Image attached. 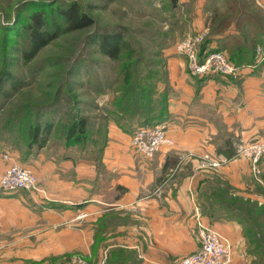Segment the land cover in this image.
Segmentation results:
<instances>
[{
    "label": "crops",
    "instance_id": "obj_1",
    "mask_svg": "<svg viewBox=\"0 0 264 264\" xmlns=\"http://www.w3.org/2000/svg\"><path fill=\"white\" fill-rule=\"evenodd\" d=\"M252 2L264 10V0ZM190 26L208 30L206 13L197 11ZM245 32L254 30L246 26ZM216 46L214 39L209 47ZM170 53L163 64L170 90L164 123L174 146L144 157L132 148L131 135L110 122L100 162L54 149L51 139L33 150L25 166L41 191H0V254L7 252L11 264L69 253L105 263L109 253L119 251L132 256L125 264H174L198 248V220L232 246L242 240L239 225L237 237L235 223L212 221L205 214L208 175L199 160L206 152L218 157V170L241 194L264 201V157L259 178L247 159H226L241 143L264 141V59L257 55L232 79L216 73L191 76L184 57ZM2 151L0 174L15 159L14 154L4 159ZM99 227L104 240L92 245Z\"/></svg>",
    "mask_w": 264,
    "mask_h": 264
},
{
    "label": "rangeland",
    "instance_id": "obj_2",
    "mask_svg": "<svg viewBox=\"0 0 264 264\" xmlns=\"http://www.w3.org/2000/svg\"><path fill=\"white\" fill-rule=\"evenodd\" d=\"M25 1L27 0H0V23L7 24L11 21V10ZM42 1L49 2V0ZM79 1L82 10L94 19V26L61 34L43 46L27 63H24L21 58V51L25 46L24 38L14 32H7L5 35L7 37H3V33L0 32V68L5 60V64L7 62L6 65L12 74L22 81V85L16 91L11 88L10 81L4 82L2 89H0V147L3 150L1 155L7 153L8 157L10 156L8 159L15 155L13 158L20 164H26L25 140L16 134V122L13 121L15 118L29 113L32 121L36 112L44 114L46 112H78L88 116L89 120L96 124L100 122L98 119L102 120L100 123H104L102 117L109 107V101L113 97L114 90L122 85L120 74L122 65L129 64L130 69L133 66L138 70L143 68L156 70L162 80H167V73L165 74L161 70V66L169 57L165 53L169 55L171 52L170 55L179 56L175 50L176 44L187 37L189 33L194 34L203 31L195 30L190 26L192 16H195L197 11L206 13V22H208L209 27L214 9L220 13L225 12L224 0ZM28 7V5L25 6V8ZM115 26L124 28V38L129 44L130 51H123L118 60H111L100 52L97 43L88 40V35L96 27L111 28ZM15 27L22 31V26L16 25ZM205 32L206 37L210 33V27ZM21 35H23L22 32ZM7 38L11 41L10 44L9 42L4 44ZM212 50L215 51L216 49ZM224 53L228 57V54ZM259 55H264L263 46L259 48ZM159 84L161 85L163 82ZM3 90H7L8 94L4 95ZM11 127L14 128L13 131L10 130ZM138 127L140 126H136L135 129ZM132 133L128 134L131 135ZM89 150L88 146L80 148L77 145L71 149L72 153L69 154L72 157L97 161L95 157L96 155L100 156V151L94 148L93 154H90ZM237 150L238 145L236 152ZM101 154L103 155V151ZM235 157L241 156L235 154L230 159ZM263 157L264 155L260 160ZM221 166L218 168L201 167L205 169L208 175L205 178L203 190L209 195H212L210 194L212 191L215 192V201L227 203L229 208L219 203L220 206L217 205L214 208L213 214H210L212 208L210 206H208L205 214L212 221L220 220L235 223L237 225V237L238 225L240 226L239 237L242 240L237 243L233 242L232 260L229 264H264V230L260 225L261 208L254 207L255 205L251 206L249 199H254L241 194L238 187L230 183L223 173H220L218 169ZM250 172L253 174L251 169ZM0 191L5 192L1 189ZM19 191L21 190H17V192ZM257 202L258 205L264 204V201ZM225 208L233 212L229 213L230 211ZM222 214H227L233 219L218 218ZM69 254V256L64 255L61 258L51 256L45 260L35 261L19 259L13 264H76L72 262L73 257L86 260L76 253ZM124 259L130 261L132 256L126 253ZM89 261L92 263L93 260L90 259ZM99 262L105 264L104 260L94 261V263ZM0 263L11 264L7 252L0 254Z\"/></svg>",
    "mask_w": 264,
    "mask_h": 264
},
{
    "label": "trees",
    "instance_id": "obj_3",
    "mask_svg": "<svg viewBox=\"0 0 264 264\" xmlns=\"http://www.w3.org/2000/svg\"><path fill=\"white\" fill-rule=\"evenodd\" d=\"M61 2L62 4H59ZM22 3L11 10V21L7 24L0 23V32L3 33V37H7L5 36L7 32H14L24 38L25 46L21 51L24 63L29 62L43 46L61 34L91 27L95 24L94 19L82 10L79 0L59 2L55 0H49V2L27 0ZM24 5L29 7L25 8ZM224 7L225 12L220 13L214 9L212 16L210 15V33L200 45V58L202 59L203 56L211 52L210 43L216 39L215 51L226 52L234 64L238 66L253 64L258 55V48L264 47V10L254 6L252 0H224ZM16 25L22 26V31L20 28L17 29ZM246 26L253 28L252 35L245 32ZM88 40L97 43L100 52L111 60H118L123 51H130L129 44L124 38V28H120V26L96 27L88 35ZM7 42L11 43L8 38L4 44ZM203 48L206 49V52ZM6 64L4 60L3 66L0 68V89L4 82L10 81L11 88L16 91L22 85V81L12 74ZM143 69L138 70L133 66L130 69L129 64L121 66L122 85L114 90L109 107L102 117L104 123H100L102 120L98 119L100 122L96 124L90 121L88 116L78 112H46V114L36 112L32 121L29 113L15 118L13 121L16 122V134L25 140L26 158L33 150L46 147L51 139L52 141L49 143L54 149L64 148L70 153L71 149L77 145L80 148L88 146L90 154H93L92 150L96 148L100 151V156L96 155L95 158L100 162L103 156L101 152L104 151L108 141V125L111 121L127 134L132 133L136 126L153 125L165 121L168 117L170 91L167 80H162L156 70L145 68L143 71ZM161 70L166 74L164 66H161ZM160 82L165 84L162 89L159 87ZM3 91L4 95L8 94L7 90ZM13 129V127L10 128L11 131ZM234 155H227V158L230 159ZM214 193L212 191L210 193L212 195H209L205 192V199L212 207L210 214L215 212L214 208L217 205L220 206L219 203L229 208L227 203L215 201ZM249 200L251 206L255 205L254 207L261 208L260 225L264 230V204L261 203L260 205L263 206H260L257 201ZM218 218L233 219L227 214H222ZM103 233V228L96 229L92 245H99L103 242ZM257 243L259 244V242ZM125 254L122 251L115 254L111 252L107 255L105 264H125Z\"/></svg>",
    "mask_w": 264,
    "mask_h": 264
},
{
    "label": "built area",
    "instance_id": "obj_4",
    "mask_svg": "<svg viewBox=\"0 0 264 264\" xmlns=\"http://www.w3.org/2000/svg\"><path fill=\"white\" fill-rule=\"evenodd\" d=\"M206 35L205 31L188 34L187 37L176 44V53L184 56L186 70L191 76H204L218 73L225 77L238 78L241 74V66L234 64L228 59L223 51H211L200 58V45ZM259 55V48H258ZM258 56V60H263ZM132 148L144 157H153L162 147L174 146L173 138L168 134L164 122L153 125H144L135 129L130 138ZM237 155L249 160L250 169L255 178H259L260 169L258 162L264 155V141H252L238 145ZM4 159L8 154L3 153ZM222 160L206 152L200 158V167L218 168ZM0 189L5 192L17 190L41 191L36 176L31 168L20 164L15 159L0 174ZM85 214H80L83 217ZM198 248L179 258L174 264H229L232 260V244L230 240L211 226L197 221ZM76 264H103L91 263L80 257H73ZM166 264V263H164Z\"/></svg>",
    "mask_w": 264,
    "mask_h": 264
}]
</instances>
